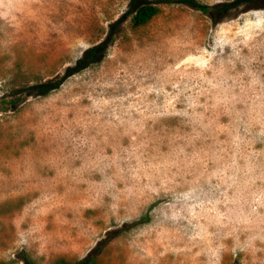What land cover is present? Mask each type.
Here are the masks:
<instances>
[{
  "label": "rangeland",
  "instance_id": "obj_1",
  "mask_svg": "<svg viewBox=\"0 0 264 264\" xmlns=\"http://www.w3.org/2000/svg\"><path fill=\"white\" fill-rule=\"evenodd\" d=\"M152 1L0 0V264H264V0Z\"/></svg>",
  "mask_w": 264,
  "mask_h": 264
},
{
  "label": "trees",
  "instance_id": "obj_2",
  "mask_svg": "<svg viewBox=\"0 0 264 264\" xmlns=\"http://www.w3.org/2000/svg\"><path fill=\"white\" fill-rule=\"evenodd\" d=\"M250 1H258V0H237L231 3L224 4H216V5H208L201 3L198 0H155L152 2H146L137 6L132 12V25L135 28H140L148 25L156 16H158L161 12V6L164 4H183L187 5L195 10L201 11L202 13L208 15L214 24H220L224 20H226L232 10L243 3H247ZM98 50V48H96ZM45 89V94L50 93L53 89L57 87L47 84L42 86ZM143 222H138L135 225L148 222V217L144 218ZM127 228V226H125ZM125 228V229H126ZM115 238V233H110L109 237H107L103 242L99 244L97 250H95L92 254H90L85 259L75 262L74 264H95L96 261V251L100 252L112 239ZM59 264H66L65 261H61Z\"/></svg>",
  "mask_w": 264,
  "mask_h": 264
}]
</instances>
